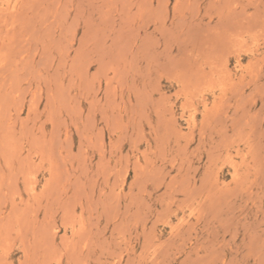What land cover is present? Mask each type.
<instances>
[{
	"label": "rangeland",
	"instance_id": "1",
	"mask_svg": "<svg viewBox=\"0 0 264 264\" xmlns=\"http://www.w3.org/2000/svg\"><path fill=\"white\" fill-rule=\"evenodd\" d=\"M0 264H264V0H0Z\"/></svg>",
	"mask_w": 264,
	"mask_h": 264
},
{
	"label": "bare ground",
	"instance_id": "2",
	"mask_svg": "<svg viewBox=\"0 0 264 264\" xmlns=\"http://www.w3.org/2000/svg\"><path fill=\"white\" fill-rule=\"evenodd\" d=\"M232 52V51H231ZM208 73V72H207ZM178 225H181V224H178ZM148 246V245H147Z\"/></svg>",
	"mask_w": 264,
	"mask_h": 264
}]
</instances>
